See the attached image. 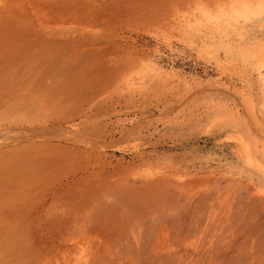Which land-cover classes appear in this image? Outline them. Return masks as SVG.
Wrapping results in <instances>:
<instances>
[{
	"label": "rangeland",
	"instance_id": "1",
	"mask_svg": "<svg viewBox=\"0 0 264 264\" xmlns=\"http://www.w3.org/2000/svg\"><path fill=\"white\" fill-rule=\"evenodd\" d=\"M17 2L0 264H264V0Z\"/></svg>",
	"mask_w": 264,
	"mask_h": 264
},
{
	"label": "bare ground",
	"instance_id": "2",
	"mask_svg": "<svg viewBox=\"0 0 264 264\" xmlns=\"http://www.w3.org/2000/svg\"><path fill=\"white\" fill-rule=\"evenodd\" d=\"M29 2V1H28ZM18 4H19V0H18V2H17ZM17 3H15V4H17ZM27 3V2H26ZM24 4V7L27 5V4H29V3H27V4ZM259 5V4H258ZM21 9V8H20ZM1 13H2V11H1ZM244 13V12H243ZM258 13V12H257ZM187 17V16H186ZM180 20V19H179ZM188 21V20H187ZM180 24V23H179ZM183 24H185V23H183ZM182 26V25H181ZM184 26V25H183ZM79 243V244H78ZM76 242V245H75V247L74 248H71V246L70 245H67V247H68V249L66 250V253L68 252V256H70L69 254H71V255H73V252H78L77 250H79L80 251V249H82V250H85L86 249V245H83V244H81L80 242ZM86 244V243H85ZM91 245V244H90ZM91 248V247H90ZM73 250H75V251H73ZM65 251L63 250V253H64ZM82 252H84V251H82ZM65 254V253H64ZM63 254V255H64ZM89 254H86V253H83V255H82V257H84V258H89Z\"/></svg>",
	"mask_w": 264,
	"mask_h": 264
}]
</instances>
